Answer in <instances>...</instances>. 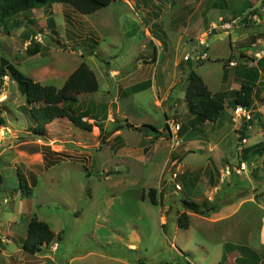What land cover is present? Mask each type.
<instances>
[{"label": "rangeland", "instance_id": "1", "mask_svg": "<svg viewBox=\"0 0 264 264\" xmlns=\"http://www.w3.org/2000/svg\"><path fill=\"white\" fill-rule=\"evenodd\" d=\"M134 1L140 8L141 2L152 6V0ZM164 1L155 5L158 10L152 29L154 39L168 40V54L158 46V63L164 61L171 76L175 72L177 84L171 99L161 107L155 103L160 94L152 93L149 82L141 89L126 88L129 94L121 95L117 103L113 99L114 81L135 72L134 59L139 55L143 65L155 67L156 81H150L155 88L160 74L153 52L138 49L145 42L147 19L139 14L138 20L116 0L86 17L88 25H97V46L93 35L92 45L90 40L81 45L63 44L74 33L70 15L48 19L49 28L23 26L27 13L1 25L0 59H6L26 78L43 81L42 85L61 88L64 80L56 69L71 70L75 64L68 65L69 57L79 58L78 52H83L99 89L81 95L77 102L69 103V109L86 115L92 121H85L101 133L98 130L95 136L93 128L88 133L59 119L49 129H62L51 133L49 137L55 141L48 143L46 135L33 134L30 105L16 81L8 75L2 78L0 253L4 254L0 264H12L17 251L15 241L2 231L13 232L16 224L24 237L29 215L46 223L60 239L34 256L25 253L24 260L16 264H264V0ZM181 5L186 24L170 28L167 7ZM13 21L16 24L10 27ZM29 29L31 34L23 37ZM44 29H50V34ZM30 41L40 45V52L33 56L24 51ZM203 41L208 61H195ZM69 47L75 52L71 56ZM186 55L188 60H184ZM175 59L181 62L176 68ZM252 60L255 65L250 68L261 72L248 108L251 119L234 121L233 98L227 94L217 120L222 122L220 128L202 127L204 123L193 127L184 102L186 74L194 71L212 94L218 93L226 91L227 80L246 65L243 62ZM114 69L121 72L120 77L106 78ZM53 74L57 78L51 79ZM139 75L137 72L134 78L142 79ZM233 81L230 83L237 86L241 83L240 79ZM121 87L125 89V85ZM109 111L114 122L101 124ZM177 125L179 130L172 133L171 128L174 131ZM116 129L122 130L121 136L110 138ZM154 129L162 132V137L149 142L146 136L153 137ZM20 181L26 188L23 184L20 188ZM150 188L156 189L157 205L148 202ZM182 200L205 207L216 205L218 210L204 218L185 210ZM182 212L189 219L187 229L177 224ZM54 244L55 252L51 251Z\"/></svg>", "mask_w": 264, "mask_h": 264}, {"label": "trees", "instance_id": "2", "mask_svg": "<svg viewBox=\"0 0 264 264\" xmlns=\"http://www.w3.org/2000/svg\"><path fill=\"white\" fill-rule=\"evenodd\" d=\"M112 0H0V27L9 18L31 9L50 6L58 3L70 7L75 13L88 16L103 8H106ZM48 24L53 27V21ZM28 56L36 55L40 52L39 43L30 41L25 50ZM208 61L205 60L203 62ZM202 62V63H203ZM10 76L14 79L21 89L25 101L30 105V115L35 126L32 132L37 136L46 135V126L55 120L67 119L74 127L90 133L92 124L84 121L86 115H76L69 109V103L78 101L81 94L94 93L98 90V82L95 74L85 63H81L65 80L61 88L41 85L38 82L26 78L16 68H14L6 59H0V84L4 76ZM250 75H253L250 76ZM258 72L252 69L248 71L238 90L233 91L232 106H244L251 108L253 104V90L258 80ZM186 88L184 93V102L186 103L188 113L193 117L192 125L216 122L224 110L225 93L212 94L202 79L194 72L189 71L186 74ZM0 124L2 121L0 120ZM127 127H130L127 125ZM100 128V127H98ZM167 124L164 125V129ZM100 131V130H99ZM101 133V132H100ZM154 139L161 136V132L154 129L152 134ZM260 155L261 145L257 147ZM245 161V160H244ZM243 161V162H244ZM1 180V178H0ZM20 180V179H19ZM20 181V188L25 182ZM23 184V185H22ZM148 202L151 205H157L156 190L151 188L147 192ZM144 198V195L141 197ZM181 204L185 210L191 211L195 215L208 218L212 213L218 210V206L205 207V204H199L194 201L182 200ZM178 227L187 229L189 219L185 212H182L177 219ZM60 236L52 232L50 227L32 216L26 228V236L21 245V250L29 255L40 253L43 247L49 246Z\"/></svg>", "mask_w": 264, "mask_h": 264}, {"label": "crops", "instance_id": "3", "mask_svg": "<svg viewBox=\"0 0 264 264\" xmlns=\"http://www.w3.org/2000/svg\"><path fill=\"white\" fill-rule=\"evenodd\" d=\"M118 3L122 4L124 7H126L128 9V11H131L133 12L137 19H139V14H143V16L147 19V23H145V28H144V36H145V42H141V47H139L138 49L140 51H144V50H148V51H152L153 52V59L155 57V65L158 63V57H157V54L159 53V48L158 46H161L160 48L162 50H160V52H162L163 54H168L169 52V48H168V40L165 41V39L163 41H159V40H156L154 39V34H153V29L152 27L156 25V13H157V10L158 9H155V5H161V1H164V0H152V6L149 7L148 5L151 4L149 3L148 5H143L142 2L140 3L141 5V8L138 7L137 3L134 1V0H116ZM175 1H179V0H170L171 4ZM165 2V1H164ZM182 3V1L180 2V4ZM167 4V3H165ZM168 5V4H167ZM169 6V5H168ZM183 6L181 5V7L177 6L175 8H170V7H167V9H169V14H170V23H169V26L170 28H174L176 25H180V23L182 24H186L185 23V20L183 18V10H182ZM165 9V10H167ZM100 11V10H99ZM99 11L91 14V15H88V16H82V15H79V14H72V10L71 8H69L68 6H65V5H62V4H58V3H55V4H52L50 6H44V7H40V8H35V9H31L29 11H26V12H23V13H27L26 14V17H25V20H24V24H22L23 26H25L26 24H29V25H35V27L37 25H45L46 28L48 27L47 25V21L48 19H53L54 21H56L57 18L61 19V18H64V17H69L70 15V20L73 21L74 23V26L72 28V32H74L72 35H71V38H66V40H64V43L65 45H70V46H73L75 43L77 45H81L83 42H88L89 40L91 41V45H92V38L91 36L93 35V39L94 41L97 42V38L95 35H96V30H97V25H95L94 23H90V25H88V20L87 18L90 17V16H93V15H96ZM127 11V10H125ZM35 12L36 15L33 13ZM23 13H20L23 14ZM19 15V14H18ZM83 19V21H78V19ZM87 17V18H86ZM118 19L120 20L122 18V15L121 13L117 15ZM75 19V20H73ZM188 27L190 28V24L191 23V18H188ZM10 21V20H9ZM23 21H21L19 24H21ZM14 24H16L14 21L10 24L12 26H14ZM21 25V26H22ZM18 26V25H17ZM7 27L8 24H7ZM9 27V28H10ZM49 28V27H48ZM11 30V29H9ZM9 30L7 29V31L9 32ZM44 32H46V34H50V29H44ZM42 32V33H44ZM54 30L52 29L51 30V33L53 34ZM162 34L165 36V31L162 30L161 31ZM10 35H13L14 33L13 32H9ZM13 33V34H11ZM28 34H31V30L29 29L28 32H24L22 34L23 37L25 36H28ZM61 33H59V37H61ZM30 38V37H28ZM74 39V40H72ZM208 39V37H207ZM205 39V41L207 40ZM95 44V43H93ZM144 44V45H143ZM98 45V42L96 44V46ZM177 48V47H176ZM70 51L69 50H65L66 51H69L70 53V56L73 55L75 52L72 51V49L69 47ZM171 50V49H170ZM178 50V49H177ZM176 50V51H177ZM25 51V50H24ZM23 51V52H24ZM92 51V50H91ZM90 51V52H91ZM139 51V52H140ZM175 51V52H176ZM78 57L79 58H71L69 57L68 59V65H70L72 62V64H75L74 66H72L71 70L69 71H66V69L64 71L62 70H58L56 69V71L58 72V74H60L59 76L61 78H63V83L65 82V80L68 78V76L78 68V66L81 64V63H85V58H84V54L83 52H78ZM242 58V56H240ZM178 58V57H176ZM141 58V56L139 55L138 57H136V59H134V62L136 65V69H135V72H130L128 73L126 76H124L123 78H118L120 77L121 75V72L119 70H110L106 73V78H109V77H115V78H118L114 81V89H115V96L113 97L114 101L117 103L120 96H127L129 94V92L127 91V89L129 90H132L133 89H137V88H142L143 86H145V84H147L149 82V87H151V90H152V93H155V91L160 94V97L159 99H157L155 101L156 105L158 107H161V105L166 101L170 100L171 99V94H172V91H173V88L175 87V85L177 84V75L175 74V72L173 73L174 75L171 76L169 74V71L167 70V67L166 65L164 64V61L162 63H158V69H160V74H159V82H158V87L155 88L153 83H150V81L152 80L153 82L156 81V76H157V72L153 73L154 72V69L155 67H152V66H149L147 67V65H143V61H139ZM161 59V57H160ZM180 60L179 59H175L174 60V65H175V68L177 66H180ZM86 64V63H85ZM246 64L245 66L243 67H240L239 70H235L234 71V77H231L232 79H228L227 81L228 82V85L226 86V91H219L218 93H225V97L227 96V94H229L231 97V93L233 91H236L239 89L240 87V84L242 83V81L244 80V78L247 76L248 74V71L251 70L250 67H252L251 65H255V62H253V60L250 62V63H246V62H243V65ZM87 65V64H86ZM88 66V65H87ZM45 67V66H43ZM89 67V66H88ZM236 68V67H234ZM184 69V65L181 66V73H183ZM153 71V72H152ZM229 71V70H228ZM255 71V70H253ZM139 72V76L142 77V79L140 78H134L135 74ZM257 72V71H256ZM260 70H258V74L260 76ZM94 73V72H93ZM153 73V74H152ZM162 73L164 74V76L162 75ZM57 75L56 74H53V77L54 78H51V79H55L57 78L56 77ZM149 76V79L148 78H145ZM253 77V75H250ZM96 79H97V76L95 75ZM148 79V80H147ZM237 80V79H240V84L237 86L235 83L231 84L230 82L233 81V80ZM144 80V81H143ZM259 80V78H258ZM258 80L256 83H258ZM203 81V80H202ZM35 82V81H34ZM97 82H98V89H99V81L97 79ZM204 82V81H203ZM234 82V81H233ZM38 83H40L41 85L43 84V81H39ZM205 84V83H204ZM235 84V88H233ZM63 85V84H62ZM122 85H125V89H123L121 86ZM159 86H160V89H159ZM54 87V86H53ZM127 88V89H126ZM208 88V87H207ZM160 90V92H158ZM213 94H217V93H213ZM83 95V94H81ZM79 95L78 96V99L79 97L81 96ZM256 95V94H255ZM172 100H174V98H172ZM233 100V99H232ZM232 100H231V104H232ZM225 102V101H224ZM227 104V103H226ZM116 110L118 112V114H120V107H116ZM256 111H259L258 109ZM112 112L109 111L107 112V114L105 115L104 119L101 118V124H104L106 125L107 123H113L114 120H113V116H112ZM124 117V116H123ZM126 118V117H125ZM84 121L85 120H88L87 118H84L83 119ZM57 121V120H56ZM56 121H53L51 124L47 125L46 126V136L47 138L50 136L51 133H58L62 128H50L49 127ZM88 121H92V120H88ZM222 122H214L213 124H210V123H204L203 125H201L202 127H205L206 125H213L215 128H220ZM103 125V126H104ZM93 135L95 136H98V130L93 126ZM101 128V127H100ZM173 128H171V131L172 133H175V131L172 130ZM168 130V129H167ZM121 131L120 129H116L114 132H113V135L110 136V138H114L116 137L115 139H117L119 136H121ZM100 133V131H99ZM171 133V134H172ZM162 134V132H161ZM173 135V134H172ZM151 137V138H149ZM162 135L159 137L161 138ZM158 138V139H159ZM146 139H150L149 142H152L153 141V137L152 136H146ZM157 140V139H156ZM55 141V138H50L48 139V143H52ZM107 142V141H106ZM47 143V144H48ZM46 144V145H47ZM123 149V147H122ZM175 154V151L173 152ZM173 154V155H174ZM175 163V160L171 161L170 163V166L173 165ZM171 178V177H170ZM212 181H214V179L212 178ZM151 189V188H150ZM155 189V188H153ZM156 190V189H155ZM143 196V193H141L140 195V198ZM212 215V214H211ZM32 216H35V215H32ZM29 215V217L26 219V228H27V225H28V222L29 220L31 219V217ZM210 217V216H209ZM208 217V218H209ZM165 219L162 217L161 218V222H164ZM15 224V223H14ZM22 225V224H20ZM14 227V231L13 232H9V231H2V235H5L6 237H11V240H14L15 242V249H17L16 252H14V259H12V264H16V262L18 263L19 260H24V255L25 253L21 250V245L25 239V236L24 237H21L22 234H20V227L19 225H16L13 226ZM54 233V232H53ZM55 236H57L58 234L54 233ZM45 248V247H44ZM130 249H133L134 246L131 247V245L129 246ZM57 251V250H56ZM23 253V254H22ZM2 254H4L3 252L0 253V260H2ZM12 254H8V256L10 257H13ZM31 256H34V255H31ZM40 259V258H39ZM16 261V262H15ZM7 263L5 264H11L10 262L6 261Z\"/></svg>", "mask_w": 264, "mask_h": 264}, {"label": "built area", "instance_id": "4", "mask_svg": "<svg viewBox=\"0 0 264 264\" xmlns=\"http://www.w3.org/2000/svg\"><path fill=\"white\" fill-rule=\"evenodd\" d=\"M199 45H200V49L198 50L197 54H196V57H195V61H205L208 59V56H207V53L204 51L207 49V45H206V42L203 41V42H199ZM189 59V56L186 55L184 57V60H188ZM231 65H233L231 63ZM233 118H234V121L236 120H246V121H249L251 119V114H250V111L248 110V108H245L244 106H236L234 109H233ZM175 132H177L179 130V126H175ZM243 142H245V140H243ZM245 165V164H244ZM243 164L241 165L242 167L244 166ZM226 173L228 174V169L226 170ZM3 204H7V200L4 199L3 200ZM57 250V244H54L53 246H51V251L55 252Z\"/></svg>", "mask_w": 264, "mask_h": 264}]
</instances>
